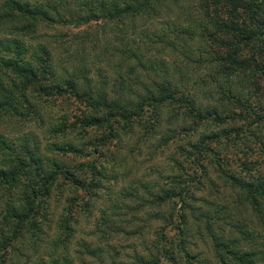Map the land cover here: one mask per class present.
<instances>
[{"label":"rangeland","instance_id":"374dc122","mask_svg":"<svg viewBox=\"0 0 264 264\" xmlns=\"http://www.w3.org/2000/svg\"><path fill=\"white\" fill-rule=\"evenodd\" d=\"M6 1L0 0V13L4 15L2 8ZM202 3L208 5L213 19L224 17L220 12L224 9L217 0H159L156 10L118 22L106 19L78 25L42 22L35 27L33 36H25L22 41L30 53L43 48L45 54L37 51L34 56L48 57L55 77L73 80L79 89L87 87L88 78L89 86L103 83L108 92L116 89V93L126 96L140 92L146 82L168 81L171 89L189 96L203 108L238 112L240 109L233 103H226L224 94L226 86L235 85L242 90L241 82L234 76L227 80L215 76L214 64L204 63L214 57L213 51L220 43L231 37L213 34L215 29L203 17ZM262 8L264 21V2ZM72 9L75 7L70 4L63 5L58 8V17L69 19L68 11ZM1 18L0 39L11 37L12 24L4 16ZM259 39L246 47L240 45V57L255 56L257 62L264 61V52L257 54L261 48ZM252 78L264 85V76L259 72ZM123 83L126 88L116 87ZM252 88L246 87L249 92ZM260 94L251 95L248 100L256 115L263 113L257 109V105L264 106ZM32 102L38 112L36 118L17 126L18 132L7 131L8 137L22 136L27 140V148L35 150L39 157L38 173L60 169L82 187L62 175L56 176L45 207L40 210L44 218L43 234L38 238L27 236L15 243L13 249L0 250L4 264H48L53 250L58 259L64 256L73 264H111V260L114 264H135L136 256L145 257L151 250L156 241L155 231L163 233L164 239L176 240L177 230L184 229L183 225L176 227L177 216L192 215L182 209L178 198L156 204L155 197L160 191L173 186L187 190L191 198L185 199L191 208L207 212L217 239L230 236L231 222L240 220L258 236L256 243H264V232L254 222L253 211L240 203V197L223 176L230 173L244 179L264 173V119L257 122L253 120L256 116H250L220 126L209 120L191 132L188 131L191 122L175 124L171 120L170 117L178 118V112L176 106H169L158 112L154 132H147L145 129L154 118L148 108L142 113L140 125L132 123L125 136L106 144L100 152H92L87 141L104 131L81 127L82 116L89 114L82 102L64 94L38 97ZM181 128L185 131L181 132ZM224 130L233 131L225 138ZM211 131L220 134L208 143L213 151L200 155L195 162L190 144H195L198 135ZM167 135L175 137L165 145ZM89 161L105 167L99 187L90 194L87 182L91 175L85 167ZM187 221L190 231L184 246L194 256L187 259V264H215L211 243L196 234L202 223L194 216L187 217ZM65 222L67 230L63 229ZM0 229L6 231L4 226ZM53 241H59L55 249L51 247ZM84 247L101 252L87 256ZM177 262L186 264L183 259ZM258 264H264V256Z\"/></svg>","mask_w":264,"mask_h":264},{"label":"trees","instance_id":"16d2710c","mask_svg":"<svg viewBox=\"0 0 264 264\" xmlns=\"http://www.w3.org/2000/svg\"><path fill=\"white\" fill-rule=\"evenodd\" d=\"M158 1L33 0L30 3L29 1L7 0L3 4L2 9L5 10L6 15L0 13V16L2 18L4 16L5 21L8 20V23L12 24V30L9 33L12 36L0 39V228L6 227V231L0 229L1 251L7 248L13 249L15 243H20L27 236L38 238L43 234L41 230L44 218L40 210L45 207L56 176L62 175L75 186L82 187L78 180L67 177L68 173L60 169L38 173L39 157L35 150L27 148V140L22 136L8 137L7 131L18 132L17 129L15 130L17 126L22 125L29 118H36L38 112L32 102L34 98H49L64 94L82 102L89 114L82 116L79 122L81 127L104 131L98 137L94 136L87 141L92 152L95 150L100 152L106 144L125 136L130 132L132 123L140 125L142 113L148 108L152 110L154 118L153 123H148L145 129L147 132H154V126L160 117L158 112L163 107L169 106H176L178 112L176 114L178 118L170 117L171 120L175 124L185 123L186 120L191 122L192 127L188 130L191 132L196 131L198 126L209 120L214 125L220 126L227 121H244L250 116H256L253 120L257 122L264 119L263 105H257L259 112L263 111V113L256 115L248 104L249 97L257 92H261L258 97L264 99V85L261 86L252 78L258 72L264 76V61L257 62L255 56L240 57V51H242L240 45L246 47L258 37H260L261 48L257 54L264 52V21L261 18L264 0H217V3L221 4L224 9L219 7L223 10L220 12L224 13V17H215V19L209 16L208 5L203 3L201 5L203 17L209 19L210 26L215 29L213 34L220 33V35L231 37L220 43L218 49L213 51L214 57L212 56L204 63L214 64L215 76L224 77L226 80L234 76L241 82L242 90L235 88V85L226 86V94H224L226 103H233L240 109L238 112L226 113L225 109L217 112L216 108H203L189 96L178 94L175 89H171L168 81H161L157 84L151 81L146 82L140 92L134 91L126 96L116 93V89L108 92L109 90L107 91L103 83L89 86L90 79L88 78L85 80L87 87L79 89L75 81L55 77L48 57L42 59L34 56L37 51L45 54L43 48L38 47L30 53L22 41L25 36H33L35 27L42 22H73L75 25L99 19L118 22L126 17H142L156 10ZM69 4L75 7V10L68 11L69 19L58 17V8L63 5L67 7ZM132 56L134 58V54ZM249 85L253 86L250 92L246 89ZM116 87L126 88L124 83ZM127 89L131 90L130 87ZM256 102L260 104V100ZM115 124L118 128L114 126ZM184 131L185 129L181 128V132ZM232 131L224 130L223 137H229ZM219 136L220 134L216 131L198 135L195 144H190L195 151L193 160L198 162L200 155L212 152L213 149L208 143ZM174 137L175 135L165 136L163 144L166 145ZM174 163L178 168L179 163L176 160ZM197 165L201 167L200 164ZM85 167L91 175L87 182V191L90 194L99 187L105 167L94 161L87 162ZM224 174L226 181L231 183V187L238 194L237 197H240V203L251 208L255 218L254 222L264 232V173L250 175L249 179L248 177L239 179L230 173ZM186 197L191 198L187 190L180 186L160 191V194L155 197L156 204L178 198L182 209L190 211L192 215L182 213L177 216L176 227L183 225L184 229L177 230L179 234L176 240L164 239L163 233L155 231L156 241L151 250L145 257L136 256L133 263L178 264L177 260L183 259L187 264V259L194 257L185 251L184 246L190 231L187 226V217L192 216L202 223V227L196 228V234L198 237L208 239L211 243L210 250L215 264H258L263 261L264 243L262 242L261 245L256 243L258 236L252 229L250 230L240 220L233 221L234 223L231 222L233 231L230 236L226 239H217L209 223L207 212L194 207L192 210V205L187 203ZM195 213L197 215H194ZM63 229H69L67 222L63 224ZM182 233L184 236H181ZM58 242L53 241L51 247L57 248ZM244 246L245 249L242 248ZM84 251L87 256H95L101 252L88 247H84ZM53 252L55 253V250L50 253L48 264H73L67 257L63 256L58 259ZM110 263L114 264V261L111 260ZM0 264H4L3 258L0 259Z\"/></svg>","mask_w":264,"mask_h":264}]
</instances>
